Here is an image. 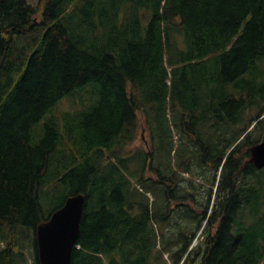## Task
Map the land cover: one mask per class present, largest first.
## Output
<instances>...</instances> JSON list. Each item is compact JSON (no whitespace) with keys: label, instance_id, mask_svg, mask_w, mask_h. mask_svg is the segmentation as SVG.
Segmentation results:
<instances>
[{"label":"trees","instance_id":"trees-1","mask_svg":"<svg viewBox=\"0 0 264 264\" xmlns=\"http://www.w3.org/2000/svg\"><path fill=\"white\" fill-rule=\"evenodd\" d=\"M263 135L264 0H0V264L79 192L70 264H264Z\"/></svg>","mask_w":264,"mask_h":264},{"label":"water","instance_id":"water-1","mask_svg":"<svg viewBox=\"0 0 264 264\" xmlns=\"http://www.w3.org/2000/svg\"><path fill=\"white\" fill-rule=\"evenodd\" d=\"M257 168L264 167V137L250 148V159ZM85 197L82 192L66 197L63 205L49 219L36 227L37 253L40 264H70L76 245Z\"/></svg>","mask_w":264,"mask_h":264},{"label":"rangeland","instance_id":"rangeland-1","mask_svg":"<svg viewBox=\"0 0 264 264\" xmlns=\"http://www.w3.org/2000/svg\"><path fill=\"white\" fill-rule=\"evenodd\" d=\"M38 0H28L29 3L35 5L37 3ZM40 16H37V19L39 18ZM79 99H80V95L77 93L75 96L73 97H69V98H65L63 99L58 105L57 107L55 108V110L53 111V113L56 115V116H59L60 113L62 111H66V112H69V113H73V112H76L78 108V103H79ZM166 111H167V119L169 120V122H171L172 120V117L171 116V112L169 111L168 108H166ZM69 113H65V116L66 118H71V115L69 116L68 114ZM171 118V120H170ZM159 120L161 121V123H165V120H164V116H163V110H161V113H160V116H159ZM157 125H159V122H157ZM80 131V130H79ZM78 132V135L80 134V132ZM147 138V128L142 124H138V127L136 129V134H135V138L132 142V146H137V145H140V144H144L143 140H146ZM144 187V190L145 189H149L146 185L143 186ZM151 191V190H150ZM152 192V191H151ZM57 199L55 198L54 202H56ZM54 207V206H53ZM200 240V238H199ZM197 240V242L199 241ZM25 241V248L24 246H22L24 249L23 251H19L18 253H12V256H13V264H37L35 259H34V250H33V244L31 243V240L30 239H26L24 240ZM2 244H0V246H2ZM165 257H168L167 253L164 255ZM1 260L3 263H5L6 261V257L4 255L1 256ZM261 262L264 263V256L263 258L261 259Z\"/></svg>","mask_w":264,"mask_h":264},{"label":"bare ground","instance_id":"bare-ground-1","mask_svg":"<svg viewBox=\"0 0 264 264\" xmlns=\"http://www.w3.org/2000/svg\"><path fill=\"white\" fill-rule=\"evenodd\" d=\"M111 83H112V82H111ZM83 194H84L85 201H86V194H85V193H83ZM65 199H66V198H65ZM65 199H64V201H65ZM63 203H64V202H63ZM63 203H62V205H63ZM62 205H61V206H62ZM61 206H60V207H61ZM82 213H83V212H82Z\"/></svg>","mask_w":264,"mask_h":264}]
</instances>
